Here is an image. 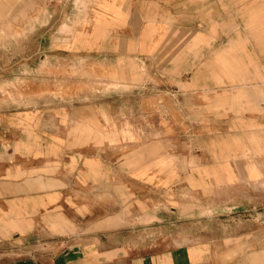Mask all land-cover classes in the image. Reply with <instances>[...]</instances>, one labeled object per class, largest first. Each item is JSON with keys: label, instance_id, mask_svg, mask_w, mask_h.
Segmentation results:
<instances>
[{"label": "crops", "instance_id": "0c3cea01", "mask_svg": "<svg viewBox=\"0 0 264 264\" xmlns=\"http://www.w3.org/2000/svg\"><path fill=\"white\" fill-rule=\"evenodd\" d=\"M95 1L54 52L100 81L0 106V264H215L207 242L130 251L107 202L172 225L183 194L264 177V0Z\"/></svg>", "mask_w": 264, "mask_h": 264}, {"label": "rangeland", "instance_id": "374dc122", "mask_svg": "<svg viewBox=\"0 0 264 264\" xmlns=\"http://www.w3.org/2000/svg\"><path fill=\"white\" fill-rule=\"evenodd\" d=\"M95 5V0H0V106L25 105L32 96L48 93L61 95L63 89L54 90L53 85L48 91L47 82L54 79L57 87L63 75L76 82L100 81L94 68L83 63L63 68L65 59L54 52L74 29L85 28L79 18L91 17ZM182 197L187 200L167 218L172 225L159 222L157 201L149 206L140 201L107 202L114 204L108 213L120 216L119 240L128 242L135 253L207 242L214 246L215 264H264V177L222 188L212 198L186 193ZM164 207L171 214L173 208ZM15 253L1 248L0 261L13 260Z\"/></svg>", "mask_w": 264, "mask_h": 264}]
</instances>
